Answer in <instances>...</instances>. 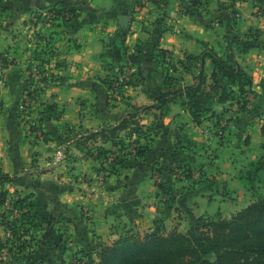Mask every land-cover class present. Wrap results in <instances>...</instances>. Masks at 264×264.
<instances>
[{
    "label": "crops",
    "instance_id": "crops-1",
    "mask_svg": "<svg viewBox=\"0 0 264 264\" xmlns=\"http://www.w3.org/2000/svg\"><path fill=\"white\" fill-rule=\"evenodd\" d=\"M53 1L44 0L45 6L50 8ZM57 1L77 9V15L52 30L53 57L42 63L57 73L55 78L59 75L58 80L44 88L42 96L63 110L59 117L45 114L48 119L41 126L48 133L47 143L36 140L33 129L28 130L27 120L38 113L25 111L23 105L28 92L26 83L35 80L34 74L32 79L29 77L33 73L30 68L41 67L40 60L33 55L43 46L32 48L24 35L29 28L40 34V20L34 16V10H27L0 21V167L33 193L37 211H42L47 226L54 228L48 230L53 242L59 240L54 244L59 245L61 264H72L76 256L85 261L97 260L100 249L118 239L126 229L145 233L160 226L166 231L176 229L185 233L193 217L230 218L263 196L264 172L260 174L262 170L257 165L264 155L263 124L253 126L249 120H231L224 144L217 145V138L207 127L214 118L197 125L180 101L173 102L161 120L168 135L161 141L160 134L152 140L151 131L147 137H139L149 151L143 157L131 154L123 158L125 164L116 173L107 171V164H101L100 159L78 147L87 141L86 145L93 143L114 150L116 146L111 141L88 140L83 136L117 124L132 105H150L167 90L165 70L158 60L160 49L170 51L176 62L185 60L187 55L198 56L206 48H214L223 55L226 36H243L252 26L240 29L241 8L248 7L251 18L256 15L248 2L231 5L222 0ZM235 11H239V18ZM120 15L129 18L124 32L119 29ZM256 49L259 48L245 53L237 48L234 51L242 65L241 56ZM176 66L173 76L178 79L177 84H193L197 64L190 69L183 68L181 63ZM206 68L210 73V60H206ZM126 73H133V80ZM114 74L115 81H111ZM122 79L126 81L121 82ZM226 105H215L220 116L228 117L226 113L222 115ZM155 112L140 116L152 117ZM181 121L185 126L179 125ZM141 123L146 129L151 127L152 120ZM233 137L240 141L239 145ZM189 139L217 146L216 156L206 154L207 145L198 144L193 151L186 152L181 146ZM42 143L66 145L69 154L59 150L54 156L56 152L47 151L40 146ZM156 143L159 148L154 146ZM178 162L189 163L193 170L198 166L195 178L172 172L171 167ZM102 169L104 184L82 178L95 179Z\"/></svg>",
    "mask_w": 264,
    "mask_h": 264
},
{
    "label": "trees",
    "instance_id": "trees-1",
    "mask_svg": "<svg viewBox=\"0 0 264 264\" xmlns=\"http://www.w3.org/2000/svg\"><path fill=\"white\" fill-rule=\"evenodd\" d=\"M151 1L158 3L160 0ZM69 12L73 17L77 15L72 9ZM255 13L257 16H264V8L259 6ZM263 36L264 30L250 27L243 36L235 34L226 36L227 46L223 55L214 48H206L198 56L187 55L185 60H178L177 63H181L186 69L193 67L194 63L197 64L193 84L178 85L176 77L166 74L167 90L161 92L152 104L132 105L117 124L104 126L83 137L88 140L100 138L104 142L111 141L115 146L121 145L119 147L122 149L125 145L123 138L126 136L121 137V132L128 131L130 126L136 125L140 113L156 110L158 113L155 116L163 118L170 111V105L177 101L181 102L184 110L197 125L205 120L221 117L215 109L216 104L232 103L236 104L239 111H245L255 93L254 81L252 75L240 64L234 49L245 53L253 48H264ZM170 55V51L160 49L159 61L165 65L164 60H170L172 58ZM206 60H210V73L207 72ZM170 66L173 71L177 70L175 63H171ZM54 77V73L49 74V77L43 75L42 82L47 84L49 79L52 80ZM52 107H55V103ZM142 127L145 131L151 130L150 126L146 129ZM161 128L164 130L161 137L168 135L165 126ZM141 130L134 132L139 135L138 138L140 137L138 132ZM262 131L264 132V123ZM146 136L148 135L144 133L142 137ZM86 142L82 141L78 147L84 149L89 156L107 161L114 160L113 150L93 143L92 146L86 145ZM135 143L137 144L134 147V155L145 156L149 147L137 140ZM118 160L116 158L117 162ZM258 162L264 172V155ZM109 171L116 173L118 169L110 168ZM0 178L8 180L13 176L3 172L0 167ZM29 206L34 205L30 202ZM72 264H264V194L232 214L230 218L200 217L185 233L176 229L166 231L160 226L145 233L132 228L126 229L118 239L100 249L97 260L85 261L82 257L76 256Z\"/></svg>",
    "mask_w": 264,
    "mask_h": 264
},
{
    "label": "rangeland",
    "instance_id": "rangeland-1",
    "mask_svg": "<svg viewBox=\"0 0 264 264\" xmlns=\"http://www.w3.org/2000/svg\"><path fill=\"white\" fill-rule=\"evenodd\" d=\"M224 4H233L238 5L239 3L248 2L252 8H254V11L258 9V7L264 8V2L263 0H222ZM61 1L54 0L53 3L50 5V8L45 6L44 0H0V21L8 16H11V14H14L15 12H23V11H35V17H37L40 20L41 23V33L44 35H40L39 33L36 34V31H31L33 28H29L28 31H26L24 37L25 39L30 40L32 43V48H37L38 45H43L42 50L36 51V53L33 55L34 58H38L40 60L41 67H31L30 69L33 70V73L29 75V77H32V74H34V81H30L26 83L27 87V94L24 99V110L32 112V110L37 111L38 115L37 117L28 119V130L31 131L33 129L34 136L36 137V140H40L43 143H47L48 140V133L42 128L41 124L45 122L46 116L45 114H49L51 116L59 117L63 110L59 109L58 107H52L53 102L51 99H47V96L43 95L42 93L45 91L44 88L48 87L49 84H52L54 80H58V77H54L52 80L49 79L47 84L42 82V77L47 76L49 77V74L54 73L55 76L57 73L52 72L47 69V67L42 66V63L48 62L51 60V57H53L54 52V45L51 41L53 37H51V33L53 32L54 28L57 26L62 27L64 24L68 23L73 16L69 12L70 9L74 10V12H77V9L70 8L63 6ZM256 6V7H255ZM241 8V7H240ZM249 9L248 7L241 8L240 14L241 17H243L242 24L240 25V29H246L247 26L252 24L251 27L253 28H260L261 30H264V16H257L251 18L249 16ZM236 18H239L237 13L239 11H235ZM259 13V12H258ZM1 26V25H0ZM67 27V26H65ZM44 29V31H42ZM264 37V36H263ZM39 53V54H38ZM171 56V55H170ZM49 60H48V59ZM172 59V60H171ZM11 59L10 62H13ZM161 60V59H158ZM241 62L242 65L246 68V70L252 75L254 79V90L255 93L252 95V99L250 101V104L248 105V108L245 109V111H239L236 104L227 103V105L224 107L226 109V112H223V114H227L228 117L221 116L219 119L214 118L213 120L208 122L209 128L211 130L209 131L217 138V145L224 144V139H226L227 136V130L230 127L231 120L233 122L237 123H244L249 120L250 124L257 125L260 123H264V49H256V51L252 53H248L246 55L241 56ZM165 65L163 64L165 74H171L175 71L171 68V63H177L175 59L170 58V60H164ZM33 65V64H32ZM26 67V66H25ZM121 70V69H120ZM119 70V71H120ZM39 72V73H38ZM128 72V70L123 71ZM45 73V74H44ZM127 77L131 80H133V73H126ZM32 77V78H33ZM31 78V79H32ZM119 78V77H118ZM29 79V80H31ZM28 80V79H27ZM111 81H115V74L110 78ZM125 82L126 79H122ZM119 81V80H117ZM117 86V84H115ZM115 91V90H114ZM125 97V96H124ZM47 100V101H45ZM35 107V108H34ZM158 113V111L155 112V114ZM240 114V115H239ZM180 118H182L180 116ZM231 118L230 120H228ZM150 119L152 120L151 125V132L150 135L152 137V140L155 138L153 137L155 134H160L164 132L162 131L161 124H162V118L155 117L152 113V117L146 116V117H139L137 118V124L138 125H132L130 126V129L128 131H124V135L121 137H124V144L122 146V149L119 147L121 145H117L116 148L113 150V161H107V160H99L101 164H107L109 166L107 171L112 168L113 170H120V168L123 166V158L129 157L131 154H134L135 152V141H140L136 138H138L139 135L134 134L136 130L142 129L140 133V137H142L145 134L149 135V130L146 131L143 130V125L139 127L140 124H142V121H145L147 124L150 122ZM183 119V118H182ZM40 122V123H39ZM179 125L185 126V123L181 121ZM33 127V128H32ZM138 127V128H136ZM122 133V132H121ZM147 137V136H146ZM163 137L159 138V141L162 140ZM161 139V140H160ZM190 140V139H189ZM233 140L235 141V137H233ZM158 141V142H159ZM240 141H235L236 145H239ZM43 143L40 145L42 146ZM199 145H207L206 147L208 150L206 151V154L210 157H215L216 152L218 150L217 146L209 144L208 141H200V143H193L188 141V143L185 142L182 148L187 151H193L195 148ZM233 144V143H232ZM125 146V147H124ZM154 146L157 148L160 147L159 143H156ZM263 146H264V139H263ZM47 151L51 149L50 152H56L61 150V153L64 155L67 153L69 154L68 147L66 145H55V146H45L43 145ZM203 148L202 146H200ZM126 149V150H125ZM75 152V151H73ZM54 156H57V152L54 153ZM74 154V153H71ZM70 156H73L71 155ZM155 155H159V152ZM83 156V155H82ZM51 159V157L49 156ZM116 158H118V162L116 161ZM66 159V158H65ZM125 160V159H124ZM259 160V159H258ZM259 164L258 168L261 169V165ZM70 162V160H67ZM185 164V165H184ZM257 164V165H258ZM103 166V165H102ZM177 166V167H176ZM71 167V165H70ZM174 167V166H173ZM105 168L106 167H102ZM183 171L180 172V169H183ZM198 168V166H197ZM197 168L195 167L194 170L191 167L189 163H180L178 162L177 165H175L174 168L171 167L172 172L177 174L178 176L183 177H189L191 176V179H194L193 177L195 174L197 175ZM71 169V168H70ZM156 170H159L158 168H155ZM260 174H263V170L260 171ZM98 176L103 177L102 180H99L97 178ZM202 176V175H201ZM97 177L95 179H90L89 177H82L84 180L89 181H98L101 184H104L105 181V172H103V169L98 173ZM199 176H196V178H199ZM156 182L159 183L158 179H156ZM22 184H19V182L14 178L10 179H1L0 178V264H61V259L58 257L61 253L58 252V244L56 241L53 242V237L51 233L48 232V230L54 229L53 227L47 226L48 222L44 220L42 217V211H37V206L34 201V195H31V191H27V188H24V186H21ZM32 202L34 205L33 207L29 206V203ZM42 212V213H41ZM46 219V218H45ZM196 220V217H193V220L190 223V226L192 223H194ZM190 228V227H189ZM188 228V229H189ZM51 232V231H50ZM57 250V251H56ZM58 252V253H55ZM72 263V262H71Z\"/></svg>",
    "mask_w": 264,
    "mask_h": 264
},
{
    "label": "water",
    "instance_id": "water-1",
    "mask_svg": "<svg viewBox=\"0 0 264 264\" xmlns=\"http://www.w3.org/2000/svg\"><path fill=\"white\" fill-rule=\"evenodd\" d=\"M118 19L120 24L119 29L124 32L129 26V18L127 15H120Z\"/></svg>",
    "mask_w": 264,
    "mask_h": 264
},
{
    "label": "built area",
    "instance_id": "built-area-1",
    "mask_svg": "<svg viewBox=\"0 0 264 264\" xmlns=\"http://www.w3.org/2000/svg\"><path fill=\"white\" fill-rule=\"evenodd\" d=\"M110 160H111V158H110ZM97 178H99V180H102V178H103V177H101V176H98Z\"/></svg>",
    "mask_w": 264,
    "mask_h": 264
}]
</instances>
